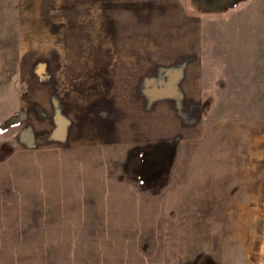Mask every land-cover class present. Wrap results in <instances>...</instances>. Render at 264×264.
<instances>
[{
	"label": "rangeland",
	"instance_id": "rangeland-1",
	"mask_svg": "<svg viewBox=\"0 0 264 264\" xmlns=\"http://www.w3.org/2000/svg\"><path fill=\"white\" fill-rule=\"evenodd\" d=\"M185 94L174 139L158 112ZM189 139V163L235 170L215 226L250 228L242 264H264V0H0L2 264H169L129 218Z\"/></svg>",
	"mask_w": 264,
	"mask_h": 264
},
{
	"label": "crops",
	"instance_id": "crops-1",
	"mask_svg": "<svg viewBox=\"0 0 264 264\" xmlns=\"http://www.w3.org/2000/svg\"><path fill=\"white\" fill-rule=\"evenodd\" d=\"M171 3L176 4L175 1ZM159 9L154 7L153 12ZM179 9L178 7L176 10ZM164 10L168 8L162 9ZM195 86H187V89L183 87L181 91L200 92V89ZM182 98L178 101L176 97H169L170 102H176L175 106L166 111L159 109L158 112L168 118V123L172 124L173 130L170 131L169 136H175L174 139H178L177 124L183 122V119L177 115L179 103L184 101L185 104H191L197 99L194 94H185ZM159 107L161 108V105ZM164 134L168 132L164 131ZM157 138L161 139L162 135ZM190 143V139L185 144L182 143L168 186L159 192L145 193L146 203L152 205L146 209L149 211L132 213L129 219L137 221V229L143 230L139 232L141 235L164 237L163 241L160 240L163 244L161 251L165 253V257H169L166 258L169 264H242L247 257L245 259L241 253L247 251V246L249 249L252 246L251 229L241 226L227 227L225 223L222 227L215 226L216 221L220 220V204L243 202L241 193L239 195L235 193L237 189L235 178H233L235 175L226 174V171L235 170H231L230 166L227 167L225 164L189 163L186 157L190 154L199 157L200 154L196 152L199 153L201 150L189 147L193 149V152L189 153L187 147ZM192 145L194 146L193 143ZM210 205L214 206L212 213ZM2 220H17V215L0 211V225ZM2 229L3 227H0V231ZM256 235L257 231H254L253 236L256 237ZM157 240L152 239L151 242L154 243ZM154 245L157 244L154 243ZM16 249L11 245L3 247L0 244V264H2L1 254ZM166 252H169V255Z\"/></svg>",
	"mask_w": 264,
	"mask_h": 264
},
{
	"label": "trees",
	"instance_id": "trees-1",
	"mask_svg": "<svg viewBox=\"0 0 264 264\" xmlns=\"http://www.w3.org/2000/svg\"><path fill=\"white\" fill-rule=\"evenodd\" d=\"M15 118V119H14ZM19 124L18 115L15 113L13 117L9 118L6 122L1 123L2 130H7L9 127H13Z\"/></svg>",
	"mask_w": 264,
	"mask_h": 264
}]
</instances>
